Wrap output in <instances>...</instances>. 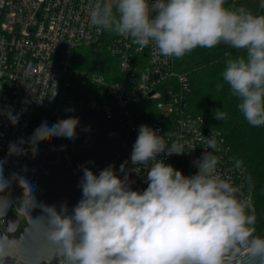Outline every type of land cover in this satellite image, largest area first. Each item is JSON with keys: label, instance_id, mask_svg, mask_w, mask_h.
<instances>
[{"label": "clouds", "instance_id": "obj_1", "mask_svg": "<svg viewBox=\"0 0 264 264\" xmlns=\"http://www.w3.org/2000/svg\"><path fill=\"white\" fill-rule=\"evenodd\" d=\"M225 5L226 0H93L87 20L90 27L129 37L140 48L151 45L166 58L180 59L197 48L221 44L242 51L244 55L226 60L221 77L247 123L264 127V14ZM226 116L221 108L214 112L217 120ZM78 123L75 117L51 126L43 122L32 143L74 139ZM202 141L206 148L193 162L197 171L185 176L158 159L161 154L191 152L184 150L183 138L169 144L156 130L141 125L130 161L148 169L143 191L133 190L111 165L99 175L83 167L82 197L71 214L67 205L59 212L44 206L45 235L63 264H236L242 250L264 262V237L254 234L256 217L249 212L250 204L221 175L216 139L203 136ZM9 150L23 153L16 143ZM3 163L0 192L10 184ZM127 163L120 166L121 172ZM19 184L28 199L24 196L18 210L33 220V186L22 177ZM6 253L0 247V264Z\"/></svg>", "mask_w": 264, "mask_h": 264}, {"label": "built area", "instance_id": "obj_2", "mask_svg": "<svg viewBox=\"0 0 264 264\" xmlns=\"http://www.w3.org/2000/svg\"><path fill=\"white\" fill-rule=\"evenodd\" d=\"M92 2L0 0V161L4 162L5 178L10 179L3 193H12L18 165L33 147L35 152L45 153L49 141L67 150L73 148L72 139L65 137L33 145V128L78 117L89 109L104 111L111 120L122 110L119 123L130 136L147 125L169 144L183 138L184 150L191 152L161 154L158 159L185 176L197 171L193 162L206 148L202 137H214L220 148L216 155L221 175L238 189L240 199L252 203L247 169L237 163L223 132L212 127L204 115L189 110L191 80L177 69L176 58L158 55L151 45L140 48L131 38L111 33L106 50L117 61L113 78L77 65L78 50L100 44L109 33L89 26L87 12ZM12 143L20 145L23 153H10ZM126 161L125 171L116 174L122 179L126 176L129 184L143 191L147 167L134 166L130 158ZM65 169L70 170L67 163ZM5 225L6 218H0V238ZM246 252L242 250L238 257Z\"/></svg>", "mask_w": 264, "mask_h": 264}, {"label": "water", "instance_id": "obj_3", "mask_svg": "<svg viewBox=\"0 0 264 264\" xmlns=\"http://www.w3.org/2000/svg\"><path fill=\"white\" fill-rule=\"evenodd\" d=\"M112 105L116 107L115 103ZM121 112L117 111L108 120L104 111H84L75 117L79 123L76 136L72 139V149L67 150L55 142L47 141L45 153L32 152L22 158L13 176L12 193L7 195L0 192V218H6L0 238V247L7 249L4 260H14L15 264H50L57 257L54 246L45 235L47 213L44 206H54L59 212L61 205H67L68 213L71 214L82 197L79 182L83 167L90 168L96 175L109 165L113 166L116 173L120 172V166L131 157L138 136L136 132L128 135L120 125ZM65 163L70 166V170L65 169ZM20 177L33 186L31 195L35 205L29 209V215L35 222L18 210L24 196L25 200L28 199L27 190L24 193L19 184ZM130 187L137 190L132 183ZM236 264L264 262L246 252L236 258Z\"/></svg>", "mask_w": 264, "mask_h": 264}, {"label": "trees", "instance_id": "obj_4", "mask_svg": "<svg viewBox=\"0 0 264 264\" xmlns=\"http://www.w3.org/2000/svg\"><path fill=\"white\" fill-rule=\"evenodd\" d=\"M236 1L226 0L225 6L238 8ZM258 14H264V2L260 5ZM111 38L112 34L106 33L100 44L79 49L77 65L113 78L112 70L116 71L117 61L106 50ZM238 55L244 53L224 44L212 49L197 48L183 58H176V66L191 80L189 110L194 114L204 115L212 127L221 130L233 149L237 163L246 167L256 217L254 234L264 237V127H253L247 123L237 108L238 100L231 95L228 85L221 77L226 60ZM217 85L222 87L218 88ZM91 89L93 87L90 91ZM218 108L227 113L223 121L214 118V112ZM34 131L33 128L32 133Z\"/></svg>", "mask_w": 264, "mask_h": 264}, {"label": "rangeland", "instance_id": "obj_5", "mask_svg": "<svg viewBox=\"0 0 264 264\" xmlns=\"http://www.w3.org/2000/svg\"><path fill=\"white\" fill-rule=\"evenodd\" d=\"M264 2V0H237L235 2V5L237 7H244L250 11H252L254 14H258L260 12V5ZM250 204L249 212L251 214H254V207L253 203ZM2 264H15L14 260L8 259L6 262H2ZM50 264H63L62 258H55L52 263Z\"/></svg>", "mask_w": 264, "mask_h": 264}, {"label": "flooded vegetation", "instance_id": "obj_6", "mask_svg": "<svg viewBox=\"0 0 264 264\" xmlns=\"http://www.w3.org/2000/svg\"><path fill=\"white\" fill-rule=\"evenodd\" d=\"M7 260H8V259H5V260L3 259V261H2V262H6Z\"/></svg>", "mask_w": 264, "mask_h": 264}]
</instances>
